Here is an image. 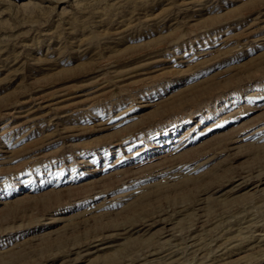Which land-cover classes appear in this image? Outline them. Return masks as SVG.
I'll return each mask as SVG.
<instances>
[{"label":"rangeland","instance_id":"1","mask_svg":"<svg viewBox=\"0 0 264 264\" xmlns=\"http://www.w3.org/2000/svg\"><path fill=\"white\" fill-rule=\"evenodd\" d=\"M0 111V264H264V0H0Z\"/></svg>","mask_w":264,"mask_h":264},{"label":"bare ground","instance_id":"2","mask_svg":"<svg viewBox=\"0 0 264 264\" xmlns=\"http://www.w3.org/2000/svg\"><path fill=\"white\" fill-rule=\"evenodd\" d=\"M22 109H23V108H22ZM23 110H24V109H23ZM0 112H1V111H0ZM8 113H9V112H8ZM36 113H37V112H36ZM24 114H25V113H24ZM14 115H15V114H14ZM23 116H24V115H23ZM18 117H19V116H18ZM31 118H32V117H31ZM31 118H30V119H31ZM25 121H26V120H25ZM25 121H24V122H25ZM211 258H212V257H211Z\"/></svg>","mask_w":264,"mask_h":264}]
</instances>
